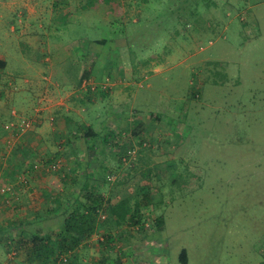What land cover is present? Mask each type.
<instances>
[{"label": "rangeland", "instance_id": "obj_1", "mask_svg": "<svg viewBox=\"0 0 264 264\" xmlns=\"http://www.w3.org/2000/svg\"><path fill=\"white\" fill-rule=\"evenodd\" d=\"M41 1L47 19L27 34L16 9L27 0H0V128L13 114L35 121L9 147L5 135L8 154L72 106L75 163L41 155L52 163L40 172L64 178L73 206L104 208L79 264H182L183 250L186 264H264V121L251 122L264 118V1L118 0L116 15ZM26 152L0 190L23 174ZM9 193L5 204L20 202ZM123 200L129 218L109 224L108 206Z\"/></svg>", "mask_w": 264, "mask_h": 264}, {"label": "crops", "instance_id": "obj_2", "mask_svg": "<svg viewBox=\"0 0 264 264\" xmlns=\"http://www.w3.org/2000/svg\"><path fill=\"white\" fill-rule=\"evenodd\" d=\"M256 1L263 2L264 0ZM38 2L42 4L41 0H27V3L21 2L16 8L20 9L24 7V10L27 12L25 16L20 15L23 20H26L21 21L20 18L21 22L26 23L24 26L28 27V30H26L27 34L34 31L36 23L44 22L47 19L45 8L39 9L41 5ZM258 3L259 2H252V4ZM259 5H261V3H259ZM238 29H242L240 33H238V41H240V36L243 34V27L237 26V30ZM52 100L55 99L52 98ZM56 104L62 105L63 103L58 102ZM67 107L68 108L64 106H57L56 108H53L54 114L56 113L55 111L59 113L58 117H56L57 122L55 123V126H50V124L45 121V123L42 124L37 131L28 134L25 139L15 147V149L8 151V154L5 148V135L7 133L0 128V134H2V142L0 144V180L10 178V175L9 178H7L6 171H10V169H12L10 168V165H13L15 158L19 159L22 163V158L17 157L16 155L18 154L19 156L26 151L30 162L35 161V158H38L41 155L47 154L49 158H51L50 156L58 155L62 156L68 164L75 163V161L71 160V155L69 153H65V150L70 149V146L72 145L71 131H67L64 126L66 116L65 113L72 109L70 104H68ZM59 144L63 146L62 150H59V148L56 150L55 147L57 145L59 147ZM82 149L83 148H80L78 151L81 150V152H83ZM2 151L3 155H1ZM82 154L83 153H80V155ZM41 174L44 173L38 172L32 177L31 189H20L18 191V194H20L21 197L19 203H15L13 206H8L7 203L5 204V201L0 198V264H37V257H32L33 238L35 236L58 233L64 226L65 217L64 215H61V213L64 212V206L66 203L62 205L61 203L64 201L66 202V199L69 200L72 197V194L64 191V187L59 192L49 189V177L42 176ZM68 174L69 176L71 175L69 172ZM11 178H13L12 175ZM10 234H13L15 237L14 243L16 249H14V252L10 251L11 247L7 245L6 242L7 239L11 237L9 236ZM88 239H86L81 245V248L84 250L90 247L91 241ZM102 239L103 238H101V240ZM9 243L11 242L9 241ZM80 257L81 254L77 255V258L75 257V260L72 263H82L83 260L80 259Z\"/></svg>", "mask_w": 264, "mask_h": 264}, {"label": "trees", "instance_id": "obj_3", "mask_svg": "<svg viewBox=\"0 0 264 264\" xmlns=\"http://www.w3.org/2000/svg\"><path fill=\"white\" fill-rule=\"evenodd\" d=\"M99 4H106L111 6L110 13L111 14H120L121 11V5L118 0H88L87 4L84 7H94L96 8ZM6 62L3 60H0V69H4L6 67ZM183 106V105H182ZM180 110H183L182 107H180ZM186 117L190 118V114L185 112ZM13 118V116H12ZM251 120L254 119V115L250 118ZM264 118H257L256 121H251L252 124H256L258 122H263ZM136 123V122H135ZM192 125V124H191ZM141 127V126H140ZM86 136L90 138L92 136L91 129L86 130ZM191 136H189L186 140V146L187 145H193L194 143H189ZM242 142V140H240ZM17 146V145H16ZM15 146V147H16ZM20 148V147H19ZM18 155V154H17ZM58 156V155H57ZM197 157V154L194 156V159ZM41 156L37 158L36 161L30 162L28 166L25 165V169L23 170V174L16 176L13 175V197L19 198L21 200L20 194H18V191L20 189H31V181L32 177L36 175L40 170H44L43 167L49 165V163H52L49 161L50 159H46L45 161L40 159ZM26 162L29 161V158L25 160ZM195 161V160H194ZM194 163V162H193ZM37 170L35 167H37ZM40 166V168H39ZM196 166V165H195ZM24 177V182L21 183L19 180ZM48 187L49 189L59 192L64 187L65 188V180L64 178H56L51 177L48 181ZM11 193H8L6 196H8ZM18 194V195H17ZM12 197V198H13ZM67 201L61 203L65 204L64 206V212L61 213V215H64L65 221L64 226L58 233H51V234H45L43 236H35L32 240V257L36 256L37 264H71L75 257L77 258V255L80 254V251L83 249L81 248L82 243L85 241V239L88 236H91L95 233H98V221H101V219L98 216V211L101 209H104L99 204V201H96L94 199L88 200L87 202L83 203H76L75 206H73V203L66 199ZM5 201V200H3ZM82 204V205H81ZM63 209V208H61ZM108 223H113V220L116 222V224H121L123 222H126L130 215V210L128 208V200H123L116 206H112L108 208ZM139 210V207H137V212ZM44 217V216H43ZM104 223V222H103ZM111 226V225H110ZM7 236V234H6ZM7 239V245H9L10 251L13 249H16L15 243H14V235L10 234ZM104 238V237H103ZM111 240V235L107 234L106 240ZM9 241L11 243H9ZM101 241H104L102 239ZM82 249V250H81ZM77 252H79L77 254ZM72 254L73 256H70L69 260L67 262H64L62 260V256L65 254ZM180 261L182 264H186L188 261L187 251L183 250L180 254ZM73 264V263H72Z\"/></svg>", "mask_w": 264, "mask_h": 264}, {"label": "built area", "instance_id": "obj_4", "mask_svg": "<svg viewBox=\"0 0 264 264\" xmlns=\"http://www.w3.org/2000/svg\"><path fill=\"white\" fill-rule=\"evenodd\" d=\"M89 81V80H88ZM91 86V85H90ZM89 87V86H88ZM104 87V86H103ZM106 88V87H105ZM92 91H95L97 89V86H91L90 88ZM39 102V100H38ZM37 112L40 111V109H37L36 110ZM41 113V112H39ZM35 122V121H34ZM34 122L28 118H22V117H18L16 114H13V118L8 121V122H4L2 124V129L7 133L9 134L10 136L13 137V139L11 140H7V145L8 147L11 146V142L17 140L21 135L25 134L26 132H29L31 131V128L33 129V126H34ZM15 144L12 145V147L14 146ZM36 169L38 168L35 167ZM109 180L110 181H113V179H111V177H109ZM19 182L21 183H25L24 182V177H22ZM13 190V187L10 185L6 190H0L3 195L4 193H9L10 191ZM0 192V194H1ZM98 216L101 220H105L106 219V214L104 212H102V210H99L98 211ZM71 254H65L62 256V260L64 262H67L70 258Z\"/></svg>", "mask_w": 264, "mask_h": 264}]
</instances>
